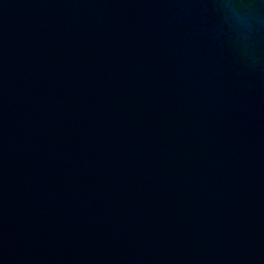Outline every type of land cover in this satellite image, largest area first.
<instances>
[{
    "label": "water",
    "instance_id": "water-1",
    "mask_svg": "<svg viewBox=\"0 0 264 264\" xmlns=\"http://www.w3.org/2000/svg\"><path fill=\"white\" fill-rule=\"evenodd\" d=\"M0 264H264V0H0Z\"/></svg>",
    "mask_w": 264,
    "mask_h": 264
}]
</instances>
